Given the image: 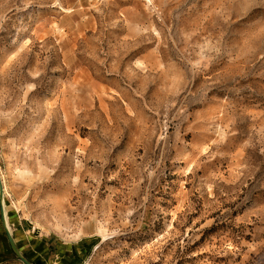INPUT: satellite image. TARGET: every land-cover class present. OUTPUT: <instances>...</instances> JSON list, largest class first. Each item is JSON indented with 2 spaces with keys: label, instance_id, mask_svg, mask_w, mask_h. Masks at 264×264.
Instances as JSON below:
<instances>
[{
  "label": "rangeland",
  "instance_id": "rangeland-1",
  "mask_svg": "<svg viewBox=\"0 0 264 264\" xmlns=\"http://www.w3.org/2000/svg\"><path fill=\"white\" fill-rule=\"evenodd\" d=\"M0 178L48 264H264V0H0Z\"/></svg>",
  "mask_w": 264,
  "mask_h": 264
},
{
  "label": "crops",
  "instance_id": "crops-1",
  "mask_svg": "<svg viewBox=\"0 0 264 264\" xmlns=\"http://www.w3.org/2000/svg\"><path fill=\"white\" fill-rule=\"evenodd\" d=\"M4 213L6 214L5 220L6 224L8 223L9 231L11 233L12 239L15 243L20 254L26 258L32 264H48L47 254L48 249H40L37 246L31 247V244H27L23 241V236L21 235L22 231L20 229L21 223H18L15 218L12 216V213H9L4 208ZM20 230V231H18ZM34 245L38 243V240L35 242L31 241ZM30 242V243H31ZM0 264H20L19 260L15 257L12 250L9 247L4 228L0 219ZM54 264V263H53Z\"/></svg>",
  "mask_w": 264,
  "mask_h": 264
},
{
  "label": "water",
  "instance_id": "water-1",
  "mask_svg": "<svg viewBox=\"0 0 264 264\" xmlns=\"http://www.w3.org/2000/svg\"><path fill=\"white\" fill-rule=\"evenodd\" d=\"M3 199H4L3 185H2L1 180H0V219H1L2 226L4 228V232H5L9 247L12 250L15 257L19 260V262L21 264H32L31 262H29L26 258H24L20 254L17 247L15 246V243L12 239L11 233L7 227V224H6L5 213H4V208H3Z\"/></svg>",
  "mask_w": 264,
  "mask_h": 264
},
{
  "label": "bare ground",
  "instance_id": "bare-ground-1",
  "mask_svg": "<svg viewBox=\"0 0 264 264\" xmlns=\"http://www.w3.org/2000/svg\"><path fill=\"white\" fill-rule=\"evenodd\" d=\"M0 180H1V178H0ZM1 183H2V181H1ZM3 185V184H2ZM3 194H5V187H3ZM5 197V196H4ZM3 201H4V199H3ZM3 208H4V206H3ZM5 217H6V214H5ZM7 226H8V223H7ZM9 228V227H8Z\"/></svg>",
  "mask_w": 264,
  "mask_h": 264
}]
</instances>
